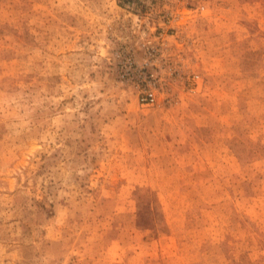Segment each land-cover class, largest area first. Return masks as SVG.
Listing matches in <instances>:
<instances>
[{"label":"rangeland","instance_id":"obj_1","mask_svg":"<svg viewBox=\"0 0 264 264\" xmlns=\"http://www.w3.org/2000/svg\"><path fill=\"white\" fill-rule=\"evenodd\" d=\"M0 264H264V0H0Z\"/></svg>","mask_w":264,"mask_h":264},{"label":"built area","instance_id":"obj_2","mask_svg":"<svg viewBox=\"0 0 264 264\" xmlns=\"http://www.w3.org/2000/svg\"><path fill=\"white\" fill-rule=\"evenodd\" d=\"M200 10L204 9V6L199 7ZM153 77V74L150 73L147 78L151 79ZM140 94L138 97V102L141 105H154L157 102V96L155 92V88L151 87L150 85L146 87H142L140 90Z\"/></svg>","mask_w":264,"mask_h":264}]
</instances>
